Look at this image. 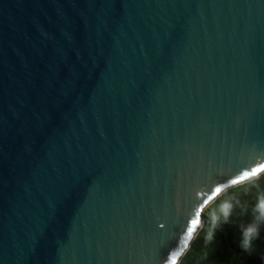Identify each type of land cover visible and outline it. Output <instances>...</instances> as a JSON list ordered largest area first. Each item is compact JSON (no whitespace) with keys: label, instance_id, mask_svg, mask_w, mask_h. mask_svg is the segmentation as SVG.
<instances>
[{"label":"water","instance_id":"obj_1","mask_svg":"<svg viewBox=\"0 0 264 264\" xmlns=\"http://www.w3.org/2000/svg\"><path fill=\"white\" fill-rule=\"evenodd\" d=\"M262 164L264 0H0V264H179Z\"/></svg>","mask_w":264,"mask_h":264},{"label":"trees","instance_id":"obj_2","mask_svg":"<svg viewBox=\"0 0 264 264\" xmlns=\"http://www.w3.org/2000/svg\"><path fill=\"white\" fill-rule=\"evenodd\" d=\"M264 198V174L231 188L204 212V222L179 264H264V220H259V233L250 241L243 240V228L257 221L256 205ZM226 200H232L234 210L212 238L210 216Z\"/></svg>","mask_w":264,"mask_h":264},{"label":"clouds","instance_id":"obj_3","mask_svg":"<svg viewBox=\"0 0 264 264\" xmlns=\"http://www.w3.org/2000/svg\"><path fill=\"white\" fill-rule=\"evenodd\" d=\"M264 172V164H262L259 167H253L249 171H244L243 175L241 176L242 179L241 181H248L252 179L258 178V175L260 173ZM237 184L235 180L231 181V185ZM227 190V186L223 187H216L215 192L216 194H221L222 192ZM234 210V203L232 200H226L224 201L220 206L217 211H214L212 215L210 216V220L212 223V238L214 236L215 230L217 228H220L221 226V220L223 222H226L228 217L232 214ZM256 212L258 213L257 221H254L253 224L249 225L247 228H243V240L244 243L248 242L251 240L252 237L257 236L259 233V220H264V198H261L257 205H256ZM196 227L195 229L189 227L186 231V236H187V246H190L191 241H194L197 238V230L199 226L203 225V220L201 218V213H197L196 215ZM190 233V234H189Z\"/></svg>","mask_w":264,"mask_h":264},{"label":"snow or ice","instance_id":"obj_4","mask_svg":"<svg viewBox=\"0 0 264 264\" xmlns=\"http://www.w3.org/2000/svg\"><path fill=\"white\" fill-rule=\"evenodd\" d=\"M242 179V177H240V180ZM236 183H238L239 181L235 180ZM196 224H197V221L196 219L194 218L192 220V228L195 229L196 227ZM190 234V233H189ZM187 243V239L185 240V244ZM173 264H175V257H173Z\"/></svg>","mask_w":264,"mask_h":264}]
</instances>
